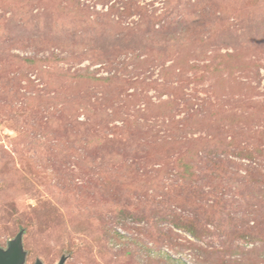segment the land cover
Masks as SVG:
<instances>
[{"label": "rangeland", "instance_id": "374dc122", "mask_svg": "<svg viewBox=\"0 0 264 264\" xmlns=\"http://www.w3.org/2000/svg\"><path fill=\"white\" fill-rule=\"evenodd\" d=\"M20 232L25 264H264V0H0Z\"/></svg>", "mask_w": 264, "mask_h": 264}, {"label": "trees", "instance_id": "16d2710c", "mask_svg": "<svg viewBox=\"0 0 264 264\" xmlns=\"http://www.w3.org/2000/svg\"><path fill=\"white\" fill-rule=\"evenodd\" d=\"M173 225L179 229H182V230L190 233L192 236H194L197 239L200 238V234L198 233V231L195 227V224H192L191 222H187L186 219H182V221H178V222L173 221ZM219 232L220 233H218L216 237H220L223 234L221 231H219ZM208 233H210V231H208ZM211 233H213V232H211ZM246 236H247V234H245V233L240 234V238L241 237L243 238ZM199 248L203 252V253L201 252L202 254H198L196 249H193L195 253L194 252L190 253V257H191V259L193 258L194 264H213V258L220 257L218 255L217 251H215L213 249L212 250H210V249L205 250V249H202V247H199ZM179 252H181V250ZM230 252L234 253L233 251H230ZM262 254H264V253L262 252ZM204 255H206V256H204ZM173 261H177L178 263H181V264H186L185 262L182 263V260L179 258L176 260H173ZM252 262H254L253 257L246 256V263L245 264H252ZM225 264H241V262L237 259H229V260H227V262Z\"/></svg>", "mask_w": 264, "mask_h": 264}, {"label": "water", "instance_id": "95a60500", "mask_svg": "<svg viewBox=\"0 0 264 264\" xmlns=\"http://www.w3.org/2000/svg\"><path fill=\"white\" fill-rule=\"evenodd\" d=\"M26 251L22 245V233L10 240L7 248L0 247V264H25ZM66 257H62L58 264H65ZM34 264H43L37 260Z\"/></svg>", "mask_w": 264, "mask_h": 264}, {"label": "flooded vegetation", "instance_id": "af4514ba", "mask_svg": "<svg viewBox=\"0 0 264 264\" xmlns=\"http://www.w3.org/2000/svg\"><path fill=\"white\" fill-rule=\"evenodd\" d=\"M9 241H10V240H9ZM8 243H9V242H8ZM8 243H7V245H6V246H4V247H3V246H1V245H0V247H2V248H4V249H5V248H7V247H8Z\"/></svg>", "mask_w": 264, "mask_h": 264}]
</instances>
